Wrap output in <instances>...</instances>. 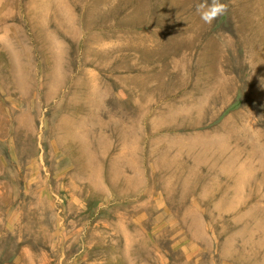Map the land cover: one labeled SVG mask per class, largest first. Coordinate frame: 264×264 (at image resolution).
Wrapping results in <instances>:
<instances>
[{
	"label": "rangeland",
	"instance_id": "374dc122",
	"mask_svg": "<svg viewBox=\"0 0 264 264\" xmlns=\"http://www.w3.org/2000/svg\"><path fill=\"white\" fill-rule=\"evenodd\" d=\"M0 264H264V0H0Z\"/></svg>",
	"mask_w": 264,
	"mask_h": 264
}]
</instances>
